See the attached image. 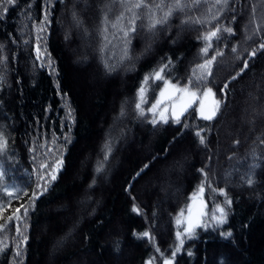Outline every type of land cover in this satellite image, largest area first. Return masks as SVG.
<instances>
[{"label": "trees", "instance_id": "obj_1", "mask_svg": "<svg viewBox=\"0 0 264 264\" xmlns=\"http://www.w3.org/2000/svg\"><path fill=\"white\" fill-rule=\"evenodd\" d=\"M72 1L14 0L8 5L3 0L0 5V133L6 142L0 151V203L6 206L0 216V264H49L51 247L64 237L77 216L73 204L88 193L87 185L96 190L102 173L108 174L110 181L108 188L98 183L97 196L103 206L81 225L77 244L63 248L50 264H165V260L172 264H264V123L259 121L250 132L239 126L241 111L253 107L249 98L252 78L262 79L260 101L264 94V49L260 48L264 43V0H229L222 9L215 0H201L197 7L174 11L167 23L157 25L155 33L146 29L148 9L134 10L140 12L141 19L127 44L121 29L129 27L132 13L121 7L119 0L109 12L98 14L92 8L86 15L87 22L97 29L92 70L106 79L89 94L85 73L73 69L65 52L66 36L58 25L60 15L68 13ZM145 2L153 6L156 18H162L174 0ZM161 3L162 9L154 7ZM184 3L190 5L191 0ZM120 12H124V19L117 21ZM210 13L218 19H211ZM182 20L189 23L181 24ZM217 25L221 31L205 54L201 51L208 44L204 34ZM181 26L187 30L186 36L174 45L175 32ZM225 27L232 28L233 33L223 31ZM147 34L159 40L154 50L134 62L132 70L125 71L142 50ZM253 49L256 55L250 57ZM217 50L224 55L217 57L209 76L199 65ZM245 60L249 68L241 72ZM156 72L161 74L159 80ZM238 72L241 74L232 80ZM116 78H125L126 85ZM164 82L197 95L210 87L220 102L217 117L205 121L190 109L179 122L167 118L168 123H164L151 114ZM226 83L229 87L225 90ZM238 87L244 89L240 92ZM123 101L126 104L121 107ZM119 108L127 115L129 130L148 150L128 147L120 153V167L111 170L126 136L115 138L112 134L105 138L104 134L121 127L114 122ZM153 119L157 121L155 126ZM230 121L234 122L230 123L232 128L236 125L241 130V136L220 142V125ZM182 156L192 161L182 176L185 186L180 198L166 210L160 212L153 206L158 198L155 192L135 194L137 186L150 179L160 180L167 162ZM86 158L89 163L83 169ZM59 161L62 163L52 180ZM234 161L237 172L229 180L223 179L222 171ZM6 188L19 191L9 197ZM198 192L204 201V213L189 238L185 218ZM226 198L232 201L230 206ZM134 206L138 212L133 211ZM218 206L227 212L226 223L221 225L212 219L219 217ZM17 208L19 221L15 217L9 220ZM67 208L69 213L64 217ZM120 227L123 232L117 235L116 228ZM145 232L149 235L144 236ZM177 232L184 241L179 251ZM222 232H231L232 236L225 239ZM122 247L129 254L117 260L115 256Z\"/></svg>", "mask_w": 264, "mask_h": 264}, {"label": "rangeland", "instance_id": "obj_2", "mask_svg": "<svg viewBox=\"0 0 264 264\" xmlns=\"http://www.w3.org/2000/svg\"><path fill=\"white\" fill-rule=\"evenodd\" d=\"M260 2V0H256ZM113 0H99L97 3L93 2V0H73L72 5L68 11V13L63 12L60 15V19L58 21V25L60 26V31L62 34L66 36L65 38V52L67 53L71 65L73 69L84 72L86 76V83L89 85V93H91V89L95 88V85L100 82L104 81L106 78L100 74H95L92 68L94 67L91 64V57L96 50L94 45V36L97 35L96 26H94L91 22L90 24L87 22V12L90 11L92 8L96 10L98 14L103 12H109L110 10L105 8L106 4H111ZM73 13H75L76 17L79 19L80 24L77 25L76 20L73 18ZM189 23V21L187 22ZM189 26V25H187ZM71 33V36H69ZM187 30L185 27H178L172 44L179 45L182 43L183 39L185 38ZM77 41V42H76ZM158 38L154 34H147L144 40L143 48L140 50L136 56L129 61L127 64L125 71L132 70L134 62H136L139 58L149 54L152 52L158 42ZM76 42V44H74ZM99 70V69H98ZM117 82L121 83L122 86H125V78H116ZM251 84L253 85V93L249 95V98L253 101V107L251 109L241 111L239 126L245 127L250 131H253L255 126L259 121L264 123V94L261 96V101L259 100V93H260V83L262 79H251ZM168 87L165 89V82L161 86L158 94L153 102L157 104V101L160 100L161 102L157 105L155 113L151 111V114H155L160 118V113L163 112L166 118H173V108L176 107L177 110L181 105L182 98L184 96V89L185 87H178L167 82ZM241 92L243 87H238ZM165 91V97H161V91ZM188 92L194 93L187 89ZM88 96V95H87ZM201 100H205L204 91L201 95L196 94V99L193 100L191 106L188 107L179 117V119L187 113L190 109L194 108V112L198 118H200L198 109L200 107ZM213 100H216L215 96L207 98L206 103L211 104ZM126 104V101H123L120 105L121 107ZM152 105V106H153ZM119 106V107H120ZM152 108V107H151ZM166 110V111H165ZM123 113V114H122ZM201 119V118H200ZM175 120V119H174ZM127 115L122 108H119L117 115L114 118V122H119L121 124L120 128H111L109 131L107 130L104 134V137H108L110 135H114L116 138H122L126 136L125 145L122 148L118 149L114 160L111 164V170H116L121 165L120 153L124 152L128 149V147L133 146L136 150L138 149H147L148 147L141 145L135 133L129 130L127 127ZM234 123L230 121L228 123L224 122L220 125V138L221 141H227L229 138L234 137L235 135L241 136V130L238 129V126L235 125V128H232L230 123ZM10 127V126H9ZM237 127V128H236ZM243 140V136L241 138ZM148 150V149H147ZM101 152V147L99 149ZM191 159L188 157L182 156L178 160L174 159L170 162H167L166 166L162 169V177L158 181L149 180L146 184L143 183L140 186L136 187L135 194L140 196L141 192H155L158 196L157 200H153V206L158 209V211L163 212L169 206V204L174 203L177 201L184 189L185 184L182 182V176L185 175L189 165L191 164ZM89 163V158L84 160V164L82 168L84 169L87 164ZM116 168V169H115ZM95 168H93V171ZM237 172V162H232L228 167H226L222 171V177L225 180L230 179V175ZM109 175L102 173L100 176V185L108 188L110 185V181L108 179ZM240 182V181H239ZM97 184L96 190H91V185H87V194L82 195L74 205L75 210L77 211V216L74 219V222L70 227L67 229L66 234L60 240L54 243V245L50 249V261H54L55 258L53 256L58 254L63 248L71 245L77 244V233L81 227V225L86 221L94 218L96 214L99 212L100 208L103 206L102 199L98 198V188L100 185ZM145 189V190H143ZM133 193V191H132ZM87 195V196H86ZM195 199L192 198L188 212L185 219V229L188 227L189 219L198 225L203 215L204 210V203L201 198L200 194L194 196ZM250 197H253L251 195ZM191 208V211H190ZM57 211V210H56ZM64 217H67L69 210L68 208L63 212ZM197 227V226H196ZM160 228L164 230V223L160 221ZM195 228V227H194ZM193 228V229H194ZM123 230L122 227L116 228V234H122ZM112 244L114 243V237L111 239ZM111 246V244H110ZM113 246V245H112ZM128 251L125 248H121L119 253L116 254V259H125L128 256ZM52 258V259H51ZM50 261L48 263L50 264ZM228 264V263H226Z\"/></svg>", "mask_w": 264, "mask_h": 264}, {"label": "snow or ice", "instance_id": "obj_3", "mask_svg": "<svg viewBox=\"0 0 264 264\" xmlns=\"http://www.w3.org/2000/svg\"><path fill=\"white\" fill-rule=\"evenodd\" d=\"M3 0H0V5H2ZM14 2V0H6V3L8 5H12ZM61 2H63V0H61ZM116 0H113V2L111 4H106L104 7L111 10L113 8V6L115 5ZM201 3V0H191V4H185L184 0H174V2L170 5H167V11L164 12V15L162 18H156L152 8V5H149L148 3L145 2V0H134V2H132V0H119V4L122 8H126L127 11L131 12V18H130V24L129 27L127 29H121L124 32V36L126 38V44L130 43V33H135L137 31V20L141 19V15L139 11H134V10H139V9H148V14H147V25H146V29L149 32L155 33L156 29H157V25H163L165 23H167L168 19L173 15L174 11L179 10V11H183L186 7H197L199 4ZM215 4L217 6H219L220 9L227 7L229 5V0H215ZM157 9H162L164 7L163 3L161 4H156L154 6ZM253 13H255V7H253ZM211 19H218V17L214 14H211ZM73 18L74 20H76L77 25L80 24L79 19L76 17L75 13H73ZM45 19H47V17H45ZM107 14H105L104 16V20L105 22H107ZM117 21L123 20L124 19V12H120L119 15H117L116 17ZM210 22V21H209ZM187 23V21L182 20L181 24ZM196 23H200L199 20L196 21ZM117 25L114 24L113 27H116ZM41 31L43 30V28L40 29ZM221 31V28L217 25L215 26L214 30H209L206 34H204V39L208 42V44L206 45V47L202 48L201 51L205 54H207L208 52V48L211 47V42L213 40L214 37H217V34ZM223 31L228 32L230 34L233 33V29L230 27H225L223 29ZM260 48L264 49V43L260 44ZM125 51H127V49H125ZM232 52L236 53L237 49L235 47L232 48ZM224 55V53L222 51L217 50L216 55L212 56L211 59H207L205 60L204 64L199 65L200 68L206 70L207 75H212V65L213 63L217 60V57H222ZM250 57H254L256 55V50L253 49L252 52L249 54ZM239 58V57H237ZM169 63H171V61H169ZM249 68V61L245 60L244 61V68L241 69V72H243L245 69ZM161 71H163V69H161ZM241 72L236 73L235 76L232 77V80H235L240 74ZM155 78L157 80H159L161 78V74L160 72H156L155 73ZM148 77H145V80H147ZM168 84L167 82H165V89H167ZM229 87V85L226 83L224 85V89L226 90ZM143 92L144 89L143 87L140 89V95H141V99H143ZM184 92V96L182 98V102L181 105L179 106L178 110L176 107L173 108V118L179 122V117L180 115L188 108L191 106V103L193 102L194 99H196V94L195 93H190L187 91V89L183 90ZM161 97H165V91L162 90L161 91ZM214 94L212 92V89L210 87H206L204 90V97L205 100H201L200 102V107L198 109L200 118L205 120V121H213L216 117L218 112L220 111V102L217 100H213L212 103L209 105L206 103L207 98L212 97ZM161 101L158 100L157 104H154L152 106L151 111H153L155 113V110L157 108V105L160 103ZM136 108L137 110L141 109V105L140 103L136 104ZM166 111V110H165ZM123 114V113H122ZM143 111H140V115H143ZM160 119L164 122V123H168L167 118L165 117L164 113L161 112L160 113ZM151 123L155 126V124L157 123V121L155 119H153L151 121ZM196 135L198 137H200V132L198 131L196 133ZM264 142V141H262ZM200 143L203 145L205 144V140L203 137L200 138ZM6 142L3 139V134L0 133V151L3 150V148L5 147ZM110 150V149H109ZM107 159V156L105 157ZM62 163V161H59L57 163L56 169L53 170V174H52V180L56 179L55 176V171L58 170V168L60 167V164ZM148 165H145L144 168H147ZM97 171L99 172L100 169L98 168ZM144 169H141V172H143ZM3 173H0V176H2ZM137 176L140 175V172L136 173ZM248 184L249 186L252 185L253 181L251 178L248 179ZM46 190V189H45ZM5 191L7 192V194L9 195V197H11L15 192H18L19 189H8L6 188ZM201 193H203V186H201L200 189ZM220 194L224 195V190L221 189L220 190ZM35 194L33 195V200L35 199ZM193 199H195V197H193ZM226 204H228L229 206L232 204L231 200H228L226 198L225 200ZM10 203V202H9ZM6 210V206L3 203H0V216L3 215L4 211ZM133 211L134 212H138L139 210L134 206L133 207ZM191 211V208H190ZM20 212V209L17 208L14 210L13 214L11 216L8 217L9 220H12L14 217L17 221H19V216L16 215L17 213ZM217 212H219V217L213 216V220L216 221V223L218 225L224 224L226 223V218H227V212L223 207H217ZM26 214V212H25ZM177 225H179L181 223V221L179 219H177L176 221ZM199 226L198 222L196 224H193V222L191 221V219H189V223H188V227L185 229V233L189 235V238H191V234H192V230L194 227ZM3 225H0V228H2ZM17 232H19V228H17ZM144 236H148L149 234L147 232L143 233ZM221 235L227 239L229 237L232 236L231 232H222ZM181 237V233L177 232L176 234V238L177 240L180 241V245L177 246L176 251L180 250V247L183 245L184 241L180 239ZM25 240H27V237H24ZM17 255H19V252H17ZM189 255H191V253H189ZM173 256H175V252H173ZM165 264H172L171 260H165Z\"/></svg>", "mask_w": 264, "mask_h": 264}]
</instances>
